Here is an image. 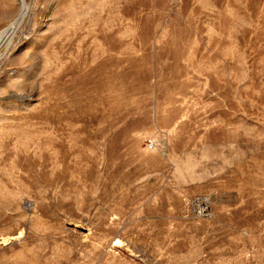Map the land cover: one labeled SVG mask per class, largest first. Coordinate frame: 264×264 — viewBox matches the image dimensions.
<instances>
[{
  "label": "rangeland",
  "instance_id": "1",
  "mask_svg": "<svg viewBox=\"0 0 264 264\" xmlns=\"http://www.w3.org/2000/svg\"><path fill=\"white\" fill-rule=\"evenodd\" d=\"M24 3L0 264H264V0Z\"/></svg>",
  "mask_w": 264,
  "mask_h": 264
},
{
  "label": "bare ground",
  "instance_id": "2",
  "mask_svg": "<svg viewBox=\"0 0 264 264\" xmlns=\"http://www.w3.org/2000/svg\"><path fill=\"white\" fill-rule=\"evenodd\" d=\"M20 2V14L18 18L6 29L2 30L0 32V47L2 45L7 44L12 36L15 34L17 27L21 24L22 20L24 19V16L28 12V7L24 3V0H18ZM8 45V44H7Z\"/></svg>",
  "mask_w": 264,
  "mask_h": 264
},
{
  "label": "built area",
  "instance_id": "3",
  "mask_svg": "<svg viewBox=\"0 0 264 264\" xmlns=\"http://www.w3.org/2000/svg\"><path fill=\"white\" fill-rule=\"evenodd\" d=\"M148 146L151 148L153 146V141L149 140L148 141Z\"/></svg>",
  "mask_w": 264,
  "mask_h": 264
}]
</instances>
